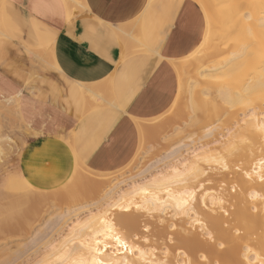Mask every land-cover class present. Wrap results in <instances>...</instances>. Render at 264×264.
Masks as SVG:
<instances>
[{"label":"bare ground","instance_id":"obj_1","mask_svg":"<svg viewBox=\"0 0 264 264\" xmlns=\"http://www.w3.org/2000/svg\"><path fill=\"white\" fill-rule=\"evenodd\" d=\"M61 1L66 6L69 19H73V15L79 16L88 11L84 0ZM192 2L200 8L205 19L203 40L200 46L185 58L181 60L167 59L176 75L178 99L181 96L185 97L184 109L194 115L192 124L189 126H193L194 130L203 131L207 137L214 129V127H210V124L212 126V123L220 117L226 116L229 120L240 112L244 113L246 110L251 112L248 116L244 115V120L239 126L240 133L237 132L240 134L238 136L247 142L245 147L235 154H232V150L228 152L231 157L239 158L245 162L243 163L245 168L242 170L243 174L237 175L236 178L242 188L232 203L233 210L228 211L223 207L224 195L214 197L213 194L207 192L201 194L200 199L197 200L198 196L194 189L196 185L199 189L201 178L207 174L202 166L216 164L220 162L221 158L215 157L207 151L200 156L192 155L191 159L179 161L181 160L179 158V163H169L168 170L165 169L158 175L141 178L139 182L136 181V178L138 179L139 174L145 175V173H139L136 178L134 176L135 180L133 176L129 177V185L126 184L127 188L124 190L121 189V186L126 183L127 179L113 180L111 187L109 186L100 195L99 205L96 204L97 207L93 210L87 209L85 218L78 219V214H75L76 220L61 240L52 244L45 238L46 243H43L49 247L47 256L44 258L45 264H75L81 258L91 256L103 259L106 264H173L175 259L180 256L184 257L182 250L192 254L199 248L208 251L207 259L210 263L242 264L241 257L245 259V264H260V261L264 260V184L261 180V177L264 176V117L259 118L264 115V0H192ZM1 14L0 36H5L1 27L3 21ZM109 27L114 30L117 36L133 40L135 43L133 47H128L124 43L120 45L118 63L124 62L131 50L141 52L150 47L144 40L147 39L146 37L143 39L136 36L135 32L140 28L139 20ZM125 27H129L130 31L125 33L123 30ZM27 51L32 55L30 57L33 58V61L45 57L43 63L41 62L42 70L60 71L58 62L54 59L52 46L26 49ZM203 57L213 60L203 62ZM202 58L203 60H201ZM110 69L107 70L109 72L107 79L98 85L102 87V90L96 88L98 86H92L99 92L87 89V86L91 85L90 83L79 84L82 96L87 102V111L114 105L115 102L110 99L111 97H108L109 92L104 93L107 92L109 85L107 80H110L113 72ZM62 76L64 75L62 74ZM103 88L105 89L103 90ZM19 95L4 98L3 101H0L2 104L0 107L4 108L7 114L11 113L17 117L19 122L24 123L19 110ZM176 102L178 104V101L175 100L172 106ZM133 121L138 129L140 139H142L146 124L143 121L137 122L134 118ZM232 138L234 143L237 142L234 137ZM2 139L0 138V141ZM241 139H238L239 143H243ZM5 140L6 143H13L8 137H5ZM69 144L71 145V143ZM176 149L178 150V148ZM175 153L177 154V152ZM2 154L0 145V161ZM172 156V152H168L164 159L172 158L170 161L173 162ZM77 164L76 159L72 177L78 182V185L85 186V188L99 184L100 177L105 178L112 175V173H95L85 166L79 167ZM6 181L11 187H18L20 192L17 195H20V200L18 198L15 204L18 207H23L21 208L23 211L37 206L39 204L38 196L43 197L40 191L30 189L21 174L16 179L7 177ZM97 195L99 196V194ZM206 200L217 205L218 210H221L222 213H207L204 210ZM131 205L144 208L154 214L163 215V212L169 211L172 213V219L180 217L181 221L182 218L187 217L191 225L199 224L204 229V235L208 241L201 240L194 233L186 232L182 227L171 234L169 232H145L146 234H142L134 232L139 225L137 217L116 214L111 218V213L116 208L127 210ZM87 207L89 208V205ZM254 209L258 211V214L251 212ZM63 216L56 218L55 221L53 219L54 222L48 226L50 232L56 228L58 232L61 230V227L66 223L63 221L65 219ZM201 218L204 223L200 221ZM160 224L164 225L163 220L160 221ZM118 227L125 232H119ZM48 228L46 231L49 230ZM117 235L121 238V243L127 244V250L113 238ZM97 239L102 242L100 254L90 251V249L96 248ZM42 241H44L43 238ZM105 241L107 247L104 246ZM167 242L171 244L168 245ZM38 243L40 242L38 241ZM217 245L224 246L225 250L219 252L215 248ZM195 257L197 259V256ZM193 261L197 262V260ZM186 263H190L188 258Z\"/></svg>","mask_w":264,"mask_h":264},{"label":"rangeland","instance_id":"obj_2","mask_svg":"<svg viewBox=\"0 0 264 264\" xmlns=\"http://www.w3.org/2000/svg\"><path fill=\"white\" fill-rule=\"evenodd\" d=\"M8 3V0H6V2H2V0H0V14L2 13L1 16L3 15L1 27L3 33H5V36H0V41L5 43H7L8 41H17L21 44V46H23L24 55L26 58H28V74L22 77H17L16 75L9 74L7 78L14 81L16 80L22 85L24 84V82H26V84L28 85L31 83L34 77L40 74L51 73L54 75H58L55 70H42L41 62L43 63V61L45 60H43V58L45 57H40V60L35 59L36 61H33V58L31 59L32 55L30 54V52H26V49H38L41 48L39 46H45V42L43 40L40 41L39 36L38 38H34V35L30 34L23 26H21L12 14L10 16H7L9 10L7 6ZM198 9L200 17L203 21L202 28L199 34L200 42L196 46H194L191 52L195 51L200 46V43L203 40L205 29L204 16L202 15L199 7ZM86 15H88L89 17L88 12L83 13L79 16L73 15L74 19L72 20V22H75L79 18ZM87 21L93 24H97L98 20L94 18H88ZM170 22H166L167 24H165L163 32H166L168 26L170 25ZM68 23L70 25L72 24L71 22ZM135 33H137V31ZM94 34L95 33L86 31L85 37L89 41L92 38L91 36L99 40V37L94 36ZM136 36L138 37V35ZM23 37H25L24 42L22 40ZM45 38L46 37H44L43 39ZM101 41L103 40L100 39L97 42L100 43ZM116 41L117 38H115L114 41L109 42V44L107 45L105 43L104 44L106 47L112 46ZM54 45L55 50H57L56 43ZM130 45L134 46L135 44L130 43ZM6 47L7 49L11 50L13 48H10L9 45H7ZM130 52L131 54H129L127 60L136 59V61L134 67L130 66L124 71L123 74H125L126 76L131 75L132 81L135 82V84H143L147 79L149 73L154 72L156 66L154 65V62H152L153 60H138V56H135L132 50ZM191 52H189L188 54H190ZM188 54L182 56L179 59L181 60L182 58H185ZM143 55L144 54H142L141 56ZM203 58L201 59L203 60V62H207V60L211 61L212 59L211 57V59L205 57ZM31 63L37 64L32 65ZM25 67L26 64L23 63V70L25 69ZM12 68H14L13 72L18 73L16 71V65L8 61L6 59V55L3 54L2 51H0V73L4 75L2 77H6L4 73L12 72ZM113 74L111 76V88L112 93L115 96L116 90L124 88L125 85L124 81L119 78V75L117 76V78H115ZM167 80L168 82L165 86L167 90H170V92L168 93V96L165 97V99L160 101L156 99L155 93L157 92V95L160 94V97H164L165 94L163 93L162 84ZM175 82L176 80L174 72L172 70H166L165 73H162L158 77L156 88H154L156 91H154L155 93L147 90L149 85H147L146 88L140 90L139 92L138 90L140 88H138L134 93L135 95L138 92L135 95V99H132L134 95L131 93H129L128 96L124 99L118 100L117 97H115V99L119 102L122 111L114 107L104 106L102 109L91 113L94 115L84 113V110H86L87 107V102H85L80 97V94L78 92L77 95L84 103L82 116L84 117L86 115H91L89 119H91V124L93 126L88 128H85L83 126L80 132L76 133L74 132V130H71L68 133H61L58 136H41L35 131L29 129V126L24 121V123L19 122V120H17V117H14L11 113L7 114L6 110L0 107V138H3L0 141L1 151L3 152L0 161V264H45L44 258L45 256H47V250L49 248L47 244H45V238L46 241H51L52 244H56L59 240H61V238H63L68 233L69 227H71L72 223L76 220V217H74L75 214H78V219L85 218L88 211L87 209L93 210L97 207V205H99L98 201L100 195L104 193L106 189L109 188V186L111 187V183L113 184L114 182L113 180L122 181L123 179H127L126 183L121 186V189L124 190L127 188V185H129V177L133 176L134 179V176L136 178L139 173H145V175L139 174L138 179L136 178V181L139 182L141 178H149L162 173L163 171H165V169L168 170V167L171 163H179V158L181 159L179 161L188 158L191 159L192 155L200 156V154L205 151L215 157L221 158V160L220 162L211 166H202V169H205L204 171L207 172V174H205L201 178L199 189L197 188V185L194 188L198 196L197 200L200 199L201 194L207 192L208 194H213L214 197L224 195V198L226 200H223V207H225V209H227L228 211L233 210L232 203L234 202V199L239 195L240 189L242 188L241 183H239L236 178L237 175L243 174L242 170L245 169L243 163L245 162H243L239 158L231 157L228 152L229 150H232V154H235L237 152H240L245 147L247 142L243 141L241 137L238 136L240 135L238 134L240 133L239 126L244 120V115L248 116L251 112H248V110H246L247 112L245 111L244 113L240 112L237 115L232 116V119L230 118L229 120L226 116L220 117L212 123V126L210 124V127H214V129L212 130L210 136L205 137V133H203V131H197L196 129L194 130V128H192L193 126H189L190 124H192L191 122L194 115L192 113L186 112L187 110L184 109V105L186 104L184 100H186V98L181 96L178 99L176 88L177 85ZM95 84L96 83L88 85L87 89L93 90L94 87L97 86ZM4 87L5 86L0 85V95H2V98L0 97V101H3L4 98L11 96L2 93V89H4ZM132 87H135V85ZM96 88L102 90V87L98 86ZM104 89L105 88H103V90ZM94 92L99 91H97V89H94ZM104 93H108V91ZM175 100L178 101V104L176 102V104L174 103V106H172V103ZM0 105L2 104L0 103ZM134 107L137 108L135 111L133 109ZM95 117H98L100 119L97 120ZM262 117H264V115L259 116V118ZM133 118L136 119L137 122L143 121V123L146 124V130L143 134L142 139H140V135L138 133L135 122L133 121ZM114 129L115 131L113 138L115 141L111 142L110 145H112L114 149V146L116 144H119L118 146L121 147L127 145L129 155L124 156L127 158L123 160H120L119 157L117 160H113V162L109 165H90L87 162L88 154L91 155L92 152L100 149L99 147L97 148V146L99 145V143H103L104 139H107L105 145L110 143L109 141L112 137L109 138V136H111L110 133ZM5 137H8L10 140H12L13 143H6ZM232 137H234L235 141H237L238 143H234ZM238 139H241L243 143H239ZM51 141H55V148L50 152L41 154L40 150L42 145L45 142ZM69 143H71V145ZM176 148H178V150ZM72 149H74L75 153L79 157L77 166L82 167L81 165L84 164L86 168L95 173H112V175L105 178L100 177L98 181L99 184L97 183V185H93L94 187L85 188V186L78 185V182L73 179L74 177H72L74 171L71 172V170L73 166L66 162L71 158ZM173 149L177 151H174ZM100 152L101 149L97 151L98 154ZM168 152H172L173 162L170 161L172 158L164 159ZM175 152H177V154ZM33 154H39V156H41L42 158H46L45 160H43L42 158H38L37 162L40 164V166H42L41 171L44 167L46 168L44 164H49V166L47 167L49 168V170L43 169L44 172L47 170L48 172L50 171L49 174L51 176L49 178L44 179L41 177L38 178V181H35L30 175H27L23 171V163H30ZM19 174H21L24 179L32 184L31 186L27 182L30 189L40 191L42 193L41 195L43 196L41 198L40 196H38L37 200L39 204H37V206L30 208V210L28 211L26 210V208H24V210H26L27 212L21 210V208L23 207H18L15 204V201L20 196L17 195L20 192L17 189L18 187L13 188L14 186L11 187V185H9L6 181L7 177L16 179ZM40 175L43 176L44 174L41 173ZM262 183L264 184V181H262ZM97 194H99V196ZM249 201L253 203L251 199H249ZM90 204L93 205L90 206ZM88 205L89 208H86V206ZM206 208L203 209L209 214L222 213L221 210H218L217 205L211 204L208 200H206ZM251 212L253 214H258V211L256 209L251 210ZM116 214L137 217L139 225L134 232H141L142 234H146L145 232H169V234H171L172 232H177L182 227L186 232L194 233L198 235L201 240L208 241L206 239L207 237L204 235V229L200 227L199 224L191 225L187 217L184 219L182 218V221L180 217H174L172 219V213H170L169 211L163 212V215L154 214L148 212L144 208L131 205L127 210L116 208L111 213V218H113ZM61 215L65 216H63L65 218L63 221H65L66 223L61 227V230H59V232L57 228V230L55 229L57 232L55 230V232H50L48 226ZM162 220L164 225L160 224V221ZM200 221L202 222L203 219ZM47 228L49 229L47 230L48 232L46 231ZM118 230L119 232H125V230H120L119 227ZM234 234L236 235V233ZM42 238L44 239V241H42ZM38 241L40 243H38ZM170 244L171 243H168V245ZM215 248L219 252L225 250L224 246L217 245V247L215 246ZM182 252L184 254V257L180 256L178 259H175L173 261V264H178L179 262V264H185L187 258L190 260V263L192 261L191 264H204L205 261V264L207 263V261L209 264H220V262L210 263V261L207 259L208 251L204 248L196 249L192 252V254L191 252L188 253L185 250H182ZM195 256H197V259H195ZM241 258L245 264V259L243 257ZM193 260H197V262Z\"/></svg>","mask_w":264,"mask_h":264},{"label":"crops","instance_id":"obj_3","mask_svg":"<svg viewBox=\"0 0 264 264\" xmlns=\"http://www.w3.org/2000/svg\"><path fill=\"white\" fill-rule=\"evenodd\" d=\"M84 1L88 9L87 12L89 13V17L86 15L72 22L74 18H68L66 6L61 0H8L9 3L7 6L9 10L7 16L12 14L21 26L30 34L34 35V38H38L39 36L40 41L43 40L45 42V46L39 47L44 48L48 45L52 46L54 59L59 65L60 71L55 70L58 75L51 73L40 74L34 77L30 84L27 85L26 82H24L22 85L16 80L14 81L7 77L9 74L16 75L17 77L26 76L28 74V58L24 55L23 46L17 41H8L7 43L0 41V51L6 55L8 61L16 65V71L18 72H13L14 68H12V72L4 73L6 75L5 78H3L2 76L4 75L0 73V85L5 86L4 89H2V93L11 95L10 97L16 96L15 94H20L19 110L21 118L31 130L41 136H58L61 133H68L71 130L77 133L82 130L83 126L85 128L93 126L89 118L94 114L82 116L84 103L81 101V98L83 100L84 98L79 89L80 83H96L95 85L97 86L101 85L109 76L108 71L111 68L110 70H113L112 74L114 73L113 76L117 78L119 75V78L124 81L125 87L117 89L116 95L114 96L111 88V74L110 80H107L109 81L107 91H110L108 93L109 98L111 97L110 99L115 102V106H106H114V108L122 111L115 97H117L118 100L124 99L129 93L134 95L135 90L140 88L138 90L139 92L146 88L147 85H149L147 90L155 93L156 91L154 88H156L158 77L162 73H165L166 70L173 71L167 59L174 60L181 58L191 52L194 46L200 42L199 34L203 21L200 17L198 6H196L192 0H152L150 2L149 0ZM2 2H6V0H2ZM88 18L98 20L97 24L87 21ZM134 20H139L140 24V28L136 35L143 39L146 37L147 39L144 40L150 47H147V49H145L146 51L144 50L145 52H132H134L135 56H138V60H153L152 62H154L156 66L154 72L149 73L143 84H135V82L132 81L131 75L126 76L123 74L130 66L134 67L136 59L127 60L128 55L124 62L118 63L117 58L118 50L122 43L126 44L128 47H133L130 43H135L133 40L117 36L114 30H111L112 28L109 27L111 25L126 24ZM68 22L72 24L70 25ZM166 22H170V25L166 32H163L165 24H167ZM123 30L127 33L129 32V27H125ZM86 31L95 33L94 36H98L99 40L101 39L103 41L98 43L97 41L99 40L93 38V36H91L92 38L90 41L87 40L85 37ZM41 37L46 38L43 39ZM115 38H117V41L122 40L116 41L112 46H105V44L107 45L109 42L114 41ZM24 39L25 37L22 39L23 42ZM54 41L57 50H55ZM7 45H9L10 48L13 47L12 50L7 49ZM129 54H131V52ZM142 54L145 56H141ZM110 62H112V64H110ZM23 63L26 64L24 70ZM62 74L64 76H62ZM167 82L168 80L162 84L163 93L165 94L164 97H160L161 95H157L158 93L156 92V99L161 101L168 96L170 90H167L165 86ZM134 85L135 87H132ZM78 92L81 98L77 95ZM135 95L132 99L136 98ZM1 96L2 95H0V97ZM103 107L89 111L85 110V113L90 114ZM133 109L135 111L137 108L134 107ZM95 118L97 120L100 119L98 117ZM114 131L115 129L110 133L111 136H109V138L112 137L109 141L110 143L105 145L107 139H104L103 143L101 142L97 146V148L99 147L101 149L99 154L97 151L100 149L92 152L91 155L88 154L87 162L90 165H109L113 160H117L119 157L120 160L127 158L124 157L129 155L127 145L121 147L118 146L119 144H116V142L114 146L115 149L110 145L111 142L115 141L113 138ZM55 146V141L45 142L40 152L41 154H45L53 150ZM39 154H33L30 163H23V171L27 175H30L35 181H38V178L41 177L47 179L51 176L49 174L50 171L48 172L49 168H47L49 166L48 163L44 164L46 168H43L44 170H48L44 172L42 169L43 172L41 171L42 166L37 162L38 158H42ZM74 158L79 162V157L73 149L71 150V158L69 161H66L73 166L71 172L74 170V162L76 160ZM42 159L45 160L46 158ZM82 166L85 165L83 164ZM40 172L44 175L41 176ZM29 184L32 186L31 183Z\"/></svg>","mask_w":264,"mask_h":264},{"label":"snow or ice","instance_id":"obj_4","mask_svg":"<svg viewBox=\"0 0 264 264\" xmlns=\"http://www.w3.org/2000/svg\"><path fill=\"white\" fill-rule=\"evenodd\" d=\"M261 180L264 181V176L261 177ZM185 203H187V201H185ZM113 238L117 241L118 244H120L121 247L127 250V244L121 243V238L118 235ZM95 243L96 248L90 249V251L100 254V245L102 242L100 239H97ZM104 246L107 247L106 241L104 243ZM75 264H106V262L103 259H96L94 256H91L89 258H81L79 261L75 262ZM260 264H264V260H261Z\"/></svg>","mask_w":264,"mask_h":264}]
</instances>
